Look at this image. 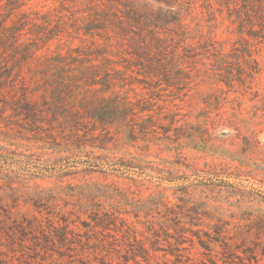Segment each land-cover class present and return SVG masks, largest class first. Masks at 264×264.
<instances>
[{"label": "rangeland", "instance_id": "1", "mask_svg": "<svg viewBox=\"0 0 264 264\" xmlns=\"http://www.w3.org/2000/svg\"><path fill=\"white\" fill-rule=\"evenodd\" d=\"M22 1L9 19L60 3ZM184 1L190 28L225 53L238 46L215 0ZM33 33L21 32L22 56L0 45L16 72L0 91V264H136L141 247L149 264H264V40L248 37L260 73L247 88L205 77L203 59L181 93L117 80L134 105L104 112L99 97L112 90L75 89L47 71L46 58L94 49L90 39Z\"/></svg>", "mask_w": 264, "mask_h": 264}, {"label": "trees", "instance_id": "2", "mask_svg": "<svg viewBox=\"0 0 264 264\" xmlns=\"http://www.w3.org/2000/svg\"><path fill=\"white\" fill-rule=\"evenodd\" d=\"M74 1L60 0L53 14L30 19L29 14L21 12L14 20L9 16L21 9L23 1L0 0V45H11L22 56L21 52H28V48L20 47L18 39L28 27L34 32L33 41L49 40L64 32L87 37L94 49L89 45L87 50L70 51L76 55L57 53L48 57L47 71L62 84L65 80L72 82L75 89L89 91L92 86L101 85L94 91L105 95L112 90L111 96L99 97L96 109L101 111L134 105L113 90L117 80L138 81L151 92L188 90L193 77L199 75L198 64L205 65L203 59L209 64L203 75L230 87L234 83L250 84L260 73L248 37L264 40V0H215L219 11L225 9L227 20L239 37L238 46L229 53L216 48L218 40L205 37L199 27L192 29L186 23L192 2L185 6L184 0H80L82 6L77 7ZM205 1L208 4L209 0ZM1 9H6L5 14ZM92 55L98 63L94 67L85 65ZM15 58L14 61L18 59ZM15 76V70L0 62V91L11 85ZM137 103L146 106L150 101L142 98ZM97 118L105 121L101 115ZM198 243L203 248L210 247V243L200 238ZM130 253L136 264L137 256L149 264V255L143 247L139 253ZM123 258L126 264L129 257Z\"/></svg>", "mask_w": 264, "mask_h": 264}]
</instances>
